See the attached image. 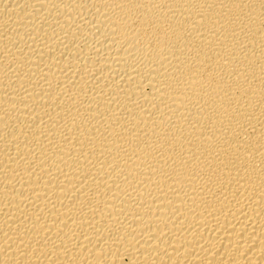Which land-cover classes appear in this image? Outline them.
Returning <instances> with one entry per match:
<instances>
[{
    "label": "bare ground",
    "instance_id": "bare-ground-1",
    "mask_svg": "<svg viewBox=\"0 0 264 264\" xmlns=\"http://www.w3.org/2000/svg\"><path fill=\"white\" fill-rule=\"evenodd\" d=\"M0 264H264V0H0Z\"/></svg>",
    "mask_w": 264,
    "mask_h": 264
}]
</instances>
